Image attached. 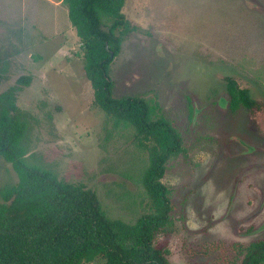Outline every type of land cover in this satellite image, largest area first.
<instances>
[{"label":"rangeland","instance_id":"374dc122","mask_svg":"<svg viewBox=\"0 0 264 264\" xmlns=\"http://www.w3.org/2000/svg\"><path fill=\"white\" fill-rule=\"evenodd\" d=\"M122 12L136 29L110 69L114 96L157 101L188 151L162 179L175 228L158 245L171 264L223 263L222 244L264 240V0H125ZM75 31L63 0H0V93L31 77L16 101L33 117L27 161L95 191L109 218L134 223L149 211L140 175L148 153L125 130L108 152L99 148L107 115L94 105ZM226 77L260 108L233 113ZM17 181L0 157V191Z\"/></svg>","mask_w":264,"mask_h":264},{"label":"trees","instance_id":"16d2710c","mask_svg":"<svg viewBox=\"0 0 264 264\" xmlns=\"http://www.w3.org/2000/svg\"><path fill=\"white\" fill-rule=\"evenodd\" d=\"M63 3L85 49L84 71L94 91V105L107 115L99 148L108 152L114 136L125 130L131 131L127 142L147 151L140 175L149 211L134 223L111 219L95 191L60 180L53 171L27 161L33 117L22 112L16 101L31 77L21 76L16 86L0 93V157L18 178L0 191V264H91L97 260L99 264H171L168 247H160L157 239L175 228L171 191L162 179L169 163L187 156L183 137L161 113L157 101L114 96L110 69L121 51L122 37L136 29L122 12L125 0ZM106 18L113 21L107 30ZM124 25L118 36L116 30ZM2 78L0 73V86ZM225 79L233 113L260 108L248 88L240 87L233 77ZM220 253L218 260L223 263L216 264H264V240L230 247L222 244Z\"/></svg>","mask_w":264,"mask_h":264}]
</instances>
